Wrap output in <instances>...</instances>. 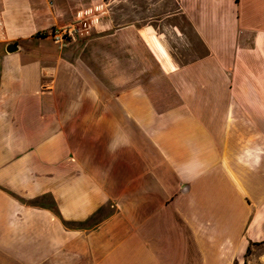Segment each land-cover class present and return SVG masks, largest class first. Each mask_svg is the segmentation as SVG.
<instances>
[{
	"label": "crops",
	"instance_id": "0c3cea01",
	"mask_svg": "<svg viewBox=\"0 0 264 264\" xmlns=\"http://www.w3.org/2000/svg\"><path fill=\"white\" fill-rule=\"evenodd\" d=\"M8 1L0 264H264V0H175L179 35L110 7L56 54L105 1Z\"/></svg>",
	"mask_w": 264,
	"mask_h": 264
},
{
	"label": "rangeland",
	"instance_id": "374dc122",
	"mask_svg": "<svg viewBox=\"0 0 264 264\" xmlns=\"http://www.w3.org/2000/svg\"><path fill=\"white\" fill-rule=\"evenodd\" d=\"M17 1L21 2L25 6H26V3H28V0H17ZM17 1H8L7 4L12 6L13 3L17 2ZM57 1H60V0H57ZM104 1H105V4H107L106 9H110V7H112L110 9V13L114 17V20L112 21L113 23H116L118 21V22H121L123 25H125V22H123V20H124L127 22V24H130V20H133L134 18L136 19V18H140L142 16L147 17L150 15L156 16V15L161 14V13H166L165 17L162 18V16H158L157 20H154V23L160 22L161 24L166 23L168 25H171V26L175 27L174 28L175 33L177 32L176 31L177 25L179 26L182 23L181 19H179V18L176 19L175 17L167 15L170 13L172 14L173 11L175 10V7H176L175 0H110V4H108L106 0H104ZM181 2L183 3L184 6H186V8H188V7L194 8L195 6H193V5L196 2H197V5H200V3H203L204 1L203 0H181ZM223 3L225 4L224 6H222L224 8V10L229 8L227 6V0H223ZM15 10L16 9H14V11ZM136 10H137V13H136ZM0 16H1V20H2L1 12H0ZM73 21H75V19L72 20L71 22H73ZM65 23H67V22L58 23L57 26L59 27L60 25L65 24ZM133 23L135 24V21H133ZM58 27H55L53 29H56ZM50 31L45 32V33H39V34H37V36H44V34L50 35ZM165 34L167 35V37L170 40L173 39L172 37H170V33L168 31H165ZM176 34L179 35V31ZM4 36H5V31L2 28H0V38H2V40H4L5 39ZM50 39H51L53 44L51 43ZM50 39L46 38L43 40V43L45 45V49L49 53L51 52L52 54L61 53V48L55 47V45H57V44L54 43L51 36H50ZM180 41H182V40H180ZM173 45H174V43H173ZM174 46H176L177 52L180 51V53H182L181 48L178 45H174ZM20 48H21L20 51H16L14 53L24 55L25 53L23 52V50L25 49V47L21 46ZM93 50H95L96 53H100L101 51H103V48L100 46H96L95 48H93ZM4 51L5 50L4 49L2 50V47H1L0 48V54L5 53ZM83 53H86V48L84 49ZM181 58H183V56H181Z\"/></svg>",
	"mask_w": 264,
	"mask_h": 264
},
{
	"label": "built area",
	"instance_id": "2783aa9c",
	"mask_svg": "<svg viewBox=\"0 0 264 264\" xmlns=\"http://www.w3.org/2000/svg\"><path fill=\"white\" fill-rule=\"evenodd\" d=\"M106 5L105 3H101L81 10L77 12L75 21L60 28L52 29L50 36L54 43L62 48L67 41L74 39L77 34L85 35L90 33L99 24L101 16L107 12Z\"/></svg>",
	"mask_w": 264,
	"mask_h": 264
},
{
	"label": "water",
	"instance_id": "95a60500",
	"mask_svg": "<svg viewBox=\"0 0 264 264\" xmlns=\"http://www.w3.org/2000/svg\"><path fill=\"white\" fill-rule=\"evenodd\" d=\"M19 48H20V46L17 42H9L5 46V50L7 53L16 52Z\"/></svg>",
	"mask_w": 264,
	"mask_h": 264
}]
</instances>
